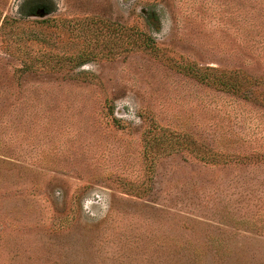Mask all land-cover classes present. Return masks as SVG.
<instances>
[{"label": "rangeland", "instance_id": "1", "mask_svg": "<svg viewBox=\"0 0 264 264\" xmlns=\"http://www.w3.org/2000/svg\"><path fill=\"white\" fill-rule=\"evenodd\" d=\"M55 2L0 19V264H264V0Z\"/></svg>", "mask_w": 264, "mask_h": 264}, {"label": "trees", "instance_id": "2", "mask_svg": "<svg viewBox=\"0 0 264 264\" xmlns=\"http://www.w3.org/2000/svg\"><path fill=\"white\" fill-rule=\"evenodd\" d=\"M55 11H56V2L54 3V0H19V4L17 7L18 17L9 14L3 17L0 16V19H2L1 28L5 29L9 27V25L15 26V23H19L23 18L26 17L30 18L31 16H36L40 12H43V14H52ZM32 67L33 65L24 63V66L20 70L30 71ZM202 80L206 81L207 79L202 78ZM219 82L222 85L227 84L228 86H230L229 83H227L224 80H219Z\"/></svg>", "mask_w": 264, "mask_h": 264}]
</instances>
